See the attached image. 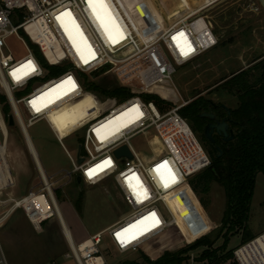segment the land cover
Listing matches in <instances>:
<instances>
[{"label":"built area","instance_id":"built-area-1","mask_svg":"<svg viewBox=\"0 0 264 264\" xmlns=\"http://www.w3.org/2000/svg\"><path fill=\"white\" fill-rule=\"evenodd\" d=\"M103 2L116 23V30L110 33L113 43L109 44L91 16L89 0H0V95L4 97V102L0 101V229L16 212H21L36 232L54 220L70 252L66 258L74 264H125L124 259H116L138 253L169 229L180 230L165 198L174 189L186 192L187 180L210 166L207 152L179 113L187 102L180 101L175 93L172 77L177 68L217 46V35L201 15L213 3L189 10L169 26L160 22L155 34L139 37L118 0ZM110 5L121 11L123 22ZM77 28L83 39L77 35ZM133 41L138 48L133 49ZM14 44L22 46L23 57L11 48ZM105 67L108 69L97 79L90 77ZM106 76L130 96L122 102L91 98L87 85ZM165 87L171 97L158 93ZM147 95L174 106L161 112L144 99ZM5 105L39 181L36 189L19 199L6 193L15 183L7 157L9 125L2 113ZM73 108H77L73 121L62 133L57 125L65 121L59 119ZM120 113L122 117L115 120ZM109 118L114 121L103 125ZM42 121L72 165L71 172H62L57 178L48 177L38 155L29 150L32 141L27 130ZM73 135L79 139L75 159L62 144ZM139 137L145 140L149 156L132 146ZM122 147L127 148L130 158L114 155ZM91 169L96 171L90 176ZM77 177L88 186L111 181L126 209L120 220L80 242L72 238L56 197L58 182L63 186L76 184ZM117 233H121L119 239ZM232 261L264 264V232L236 248ZM0 264H8L1 243ZM183 264L198 263L189 254Z\"/></svg>","mask_w":264,"mask_h":264},{"label":"rangeland","instance_id":"rangeland-1","mask_svg":"<svg viewBox=\"0 0 264 264\" xmlns=\"http://www.w3.org/2000/svg\"><path fill=\"white\" fill-rule=\"evenodd\" d=\"M118 2L139 37L148 36V29L154 23L171 25L185 16L188 9L195 3L194 0H118ZM105 9L106 11L97 7L102 18L101 22L103 20L102 26L107 27V31L104 30L103 34L105 35L106 32V41L109 44V41L113 43L109 37L110 33L116 30V23L108 8L105 7ZM111 9L116 18L123 22L121 11L113 6ZM205 16L218 37V44L195 61L176 69L172 77L176 91L174 92L178 93L180 101L188 102L201 96L215 104H222L232 111L238 107L237 97L233 93H228L222 86L233 74L258 65L264 58V12L257 0H225L206 12ZM110 22L113 23L112 26ZM133 47L138 48L136 41H133ZM11 48L18 57L25 55L21 45L14 44ZM252 75L255 78L258 72L254 70ZM97 82L105 89H111L117 85L111 76L102 77ZM158 93L166 97H171L172 94L167 87L158 90ZM89 96L93 99L99 97L93 92ZM173 106L172 102H165L161 112H166ZM9 112L6 106L2 107L6 120H8ZM27 132L38 155V161L48 177L57 178L62 172H71L70 160L45 122L32 125ZM196 137L202 145L198 135ZM62 144L75 159L79 144L77 136L65 138ZM132 146L142 155H150L143 138L133 140ZM7 157L15 186L6 193L16 199L25 197L30 190L37 188L39 181L16 125L8 126ZM190 179L187 181L189 182ZM56 187L58 203L75 242H80L87 236L108 228L120 220L126 212L118 192L109 180L96 186L76 185L74 182L63 186L62 182H58ZM194 196L201 206L200 197ZM202 199L207 203L205 213L195 217L181 189L171 191L165 201L178 219L180 230L169 229L161 237L141 247L138 253L119 256L116 260L119 262L124 259L125 264H143L142 256H145L150 261H155L166 252L176 253L188 249L202 238L215 241L213 248L220 247L223 239L219 235V229L225 207L223 190L218 184L213 183L209 194ZM77 201L80 203L79 208L76 205ZM263 232L264 177L258 175L247 233L258 236ZM242 236V234L231 236L225 252L238 248L242 243ZM0 243L8 264H46L48 262L74 264L71 259L66 258V254L70 252L54 220L43 224L42 231L36 232L22 213L16 212L0 229ZM202 250L199 248L189 251L188 255L193 254L197 263L201 264L202 262H199L197 258ZM229 262L236 264L232 260Z\"/></svg>","mask_w":264,"mask_h":264},{"label":"trees","instance_id":"trees-1","mask_svg":"<svg viewBox=\"0 0 264 264\" xmlns=\"http://www.w3.org/2000/svg\"><path fill=\"white\" fill-rule=\"evenodd\" d=\"M35 55L40 59V54L35 49ZM256 70L258 76L254 78L252 72ZM228 93L237 97L238 107L230 111L231 119L237 123L234 126V139L228 142H217L222 155L213 152L200 137L201 126L197 123L199 101L190 103L180 110V115L188 122L192 131L198 135L206 150L210 166L191 177L187 191L183 193L192 214L199 217L205 213L207 203L203 196L210 192L213 183L218 184L224 193L225 207L220 221L219 235L223 243L220 247L213 248L215 241L202 238L188 249L176 253H164L155 261H150L142 256L143 264H183L188 252L203 249L197 258L203 264H226L233 260V251L225 252L229 238L235 234H242L241 245L253 240L256 236L247 233V223L250 217L252 197L258 175L264 177V74L258 65L245 71L233 74L222 86ZM87 90L93 92L101 99H111L122 102L130 96L129 92L118 85L105 89L97 81L87 85ZM146 101L153 102L161 111L165 104L155 95H147ZM0 101L4 97L0 95ZM6 106V105H5ZM7 109L8 106H6ZM241 130L245 133L241 134ZM200 197L198 204L195 196ZM57 197V191H56ZM79 208V201L76 202ZM127 264V263H126ZM136 264V263H131Z\"/></svg>","mask_w":264,"mask_h":264},{"label":"water","instance_id":"water-1","mask_svg":"<svg viewBox=\"0 0 264 264\" xmlns=\"http://www.w3.org/2000/svg\"><path fill=\"white\" fill-rule=\"evenodd\" d=\"M225 0H219L215 3H213L212 5H210L209 7H207L204 11L201 12V15H205L206 12H208L210 9H212L213 7L217 6L218 4L222 3ZM260 7L262 8L263 12H264V0H257ZM218 38V37H217ZM262 68L264 69V62L262 64ZM108 69V67H105L103 70L99 71V72H95L92 73L90 75V77L92 79H97L99 76H101L106 70ZM226 111H228V109L225 106H222ZM201 117H205L208 118L212 121V123L207 124L204 129H203V134L202 137L205 141V143L208 145V147L215 153H218V157H220L222 155L221 151L219 150V148L215 145V140L212 137V134L214 132H216L219 135L223 136V141L224 142H228L234 139V135L233 133L229 130V124H236L235 122L229 120L228 122H226L225 120H223L222 122H219L213 115H207V114H202L200 115ZM8 125L11 127L14 125L13 123V119L11 116L8 117ZM230 133V135H228ZM241 134H244L245 131L241 130L240 132ZM114 155L116 157H121V156H126L128 158H130V154L127 150L126 147H122L118 150L115 151ZM82 161V159L79 157V150L77 152V162L80 163ZM76 184L80 185L81 184V178L77 177L76 178Z\"/></svg>","mask_w":264,"mask_h":264},{"label":"flooded vegetation","instance_id":"flooded-vegetation-1","mask_svg":"<svg viewBox=\"0 0 264 264\" xmlns=\"http://www.w3.org/2000/svg\"><path fill=\"white\" fill-rule=\"evenodd\" d=\"M263 62H264V58L262 60H260L259 63H258V66H259L260 71L262 72V74H264V69L262 68ZM196 101H199V103H200V106L198 107V113L196 115L197 118L199 119V121L197 123L201 126L200 137H202L204 127L207 124L212 123V121L210 119L205 118V117H201L200 115H202V114L213 115L219 122H222L223 120H225L226 122H228L229 120L233 121L231 119V117H230V115H231L230 114V110L227 107L226 108L228 109V111H226L222 107L224 105L215 104L211 100L206 99V98H202L201 96L196 97V98L192 99L191 101H188L187 104L184 107H186L190 103H193V102H196ZM236 125H237V123L236 124H229V130L233 133V135H234V128L233 127L236 126ZM228 135H230V133ZM212 137L215 140V145H216V141L217 142H224L223 141V136L217 134L216 132H214L212 134Z\"/></svg>","mask_w":264,"mask_h":264},{"label":"bare ground","instance_id":"bare-ground-1","mask_svg":"<svg viewBox=\"0 0 264 264\" xmlns=\"http://www.w3.org/2000/svg\"><path fill=\"white\" fill-rule=\"evenodd\" d=\"M90 13H91V16L93 17V20L96 22V25L98 26L99 28V31L100 33L104 36V30H105V26H102L103 23L101 22L100 19L97 18V15L94 13L93 11V7H90ZM109 15V14H108ZM108 19V18H107ZM111 19V18H110ZM107 22V21H106ZM113 23L110 22V26H112ZM158 27H159V23H154L152 25H150L149 29H148V34L149 35H153L156 33V31L158 30ZM113 32V31H112ZM105 35H106V32H105ZM110 38V37H109ZM134 49V47H133ZM77 108H73L72 110H69L68 112H64V114L61 116V118L59 119L60 121H65V123H61L60 125L58 124L57 127L58 129L63 133L64 130L67 129L68 125L70 123H72L73 119H72V116L74 115V113L76 112ZM123 114H118L114 119L115 120H118L122 117ZM71 117V118H70ZM65 119V120H64ZM113 118H109L107 121H105L103 123V125H109L111 122L114 121ZM59 123V122H58ZM29 150L30 152L35 156L37 157V154H36V151L34 149V147L32 146V144L29 145ZM67 229V228H66ZM67 234L69 235V232H68V229H67Z\"/></svg>","mask_w":264,"mask_h":264},{"label":"snow or ice","instance_id":"snow-or-ice-1","mask_svg":"<svg viewBox=\"0 0 264 264\" xmlns=\"http://www.w3.org/2000/svg\"><path fill=\"white\" fill-rule=\"evenodd\" d=\"M89 5H90V7H93V11H94V13H96L97 18L98 19H102L101 16H100V13L97 11V7H99L101 10H105L106 11L103 0H89ZM102 23H103V20H102ZM66 30H67V27H66ZM105 30L107 31V27L106 26H105ZM76 32H77V35H79L81 37V39H83L82 34L79 33V29L78 28L76 29ZM74 43H75V41H74ZM13 76H16L15 72L13 73ZM105 164H110V161H105ZM97 168H103V165H98ZM95 171H96L95 169L89 170V175L91 176L93 174V172H95ZM152 215L154 217L155 214H152ZM125 231H127V229ZM120 236H121V233H117V238L118 239L120 238ZM121 243H123V241H121Z\"/></svg>","mask_w":264,"mask_h":264},{"label":"crops","instance_id":"crops-1","mask_svg":"<svg viewBox=\"0 0 264 264\" xmlns=\"http://www.w3.org/2000/svg\"><path fill=\"white\" fill-rule=\"evenodd\" d=\"M194 1H195L194 5H192V8L188 9V11L189 10H193L195 8H199V7L205 6L207 4H211V3H213L216 0H194ZM250 234L252 236H254L252 233H250Z\"/></svg>","mask_w":264,"mask_h":264}]
</instances>
